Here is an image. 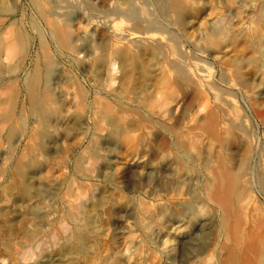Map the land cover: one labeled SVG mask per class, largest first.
<instances>
[{
	"label": "rangeland",
	"instance_id": "rangeland-1",
	"mask_svg": "<svg viewBox=\"0 0 264 264\" xmlns=\"http://www.w3.org/2000/svg\"><path fill=\"white\" fill-rule=\"evenodd\" d=\"M169 2L175 13V31L178 38L180 37L179 41L183 50L188 55L190 54L192 61L198 62L199 57L189 42L198 32L203 34L204 43L208 51L215 54L212 57L213 59L203 57L202 64L210 69L214 82L218 86L222 84L218 66L230 65L233 71V79L237 84V90L233 92L232 98L236 103L239 115L246 121L251 134V145L247 144L233 130L223 135L216 125L220 119V112L218 109L216 110L209 94L203 88L195 85L194 79L188 73L178 78L167 79V74L161 66V58L157 55L150 56L148 50H140L138 54H133L124 49L119 50L125 67H128L131 62H139V59L142 58L141 55L143 57L149 55L154 65L153 69H155H152V72L150 70L148 78L146 75L142 77L147 79V83H144L143 79L138 80L141 84L139 87L141 89L145 87V90L139 93V98L135 99V103L131 107L123 106V97L127 95L129 84L133 81L130 68L125 69L121 84L115 87V90L111 93L103 91L100 87L98 89V87L92 86L89 82V77L82 74L83 65L79 60L66 54L65 40L58 35L59 30L66 28L68 35L71 38H75L82 16L79 12H73L70 17H67L69 20L66 21V27H60L57 24L49 26L48 22L50 20L46 19L48 22L45 21L47 15L40 0H8L9 6L0 4V38L4 34L6 37L10 36V33H14L23 45H21L22 49L17 54L13 64L10 66H2L0 64V103H6L4 105L5 116L3 115L1 118L4 131L1 133L0 143L11 145L8 155H12L13 160L16 162L24 151L30 150V146L31 150H28L27 153L36 148L39 149V132H41L40 128L43 123L46 122L44 124L46 126L47 123L54 124L57 120H59L58 123L64 122V126L62 124L59 129L52 131L51 135L50 133L47 134L46 137L48 140L54 141L57 151L40 159L34 158L37 174L33 185L35 187L43 184L46 187H53L56 184H61L62 189L60 187L58 209L65 218H69L68 212L64 210L63 204H61V196L68 190V183L72 179L77 183H84V180L79 175L80 173L77 172H80V162L84 150L89 149L99 152L91 141V132H93L99 120H106L111 125L112 138L118 137L119 159L130 152H136L140 144L145 142L149 145L151 152L149 156L151 155L152 159H156L163 151L173 148L174 154L178 156L174 159L180 167L179 172L172 176L176 184L179 177L186 171H188V178H192L193 173L197 172V168L202 165L203 160L208 159L210 161L215 155L213 149L202 146L195 137V141L190 139L194 134L184 137L185 131H189V129V132L192 130H194L193 132L197 131L196 133L201 132L211 138L215 144H221L231 150L226 158L219 157L218 162H221L217 166L220 167V175L214 181L217 184L213 183L211 186L213 190L211 194H216L217 191L222 200L221 204L224 201H226L224 204H227L226 208H224L225 210L222 209L225 205L223 204V207L222 205L218 206V203L216 204L217 207L212 208L217 216L215 218L217 223L213 222L212 230L215 250L218 253L215 263L262 264L260 252L262 244H264V194L258 187L257 174L259 167L263 163L262 161H264V157H262L264 155V95L258 96L249 76H251L250 72H254V61L259 59L256 54L257 44L264 43V0H259V3L255 1L257 5L250 0H170ZM246 7L250 13H247ZM241 20H243V23L251 25V31L248 32L250 36L248 33H241V31L231 29V24H236ZM102 31L98 29L95 34L101 36V34L103 35ZM229 41L231 47L228 53L225 54L220 49L222 45ZM139 55L140 57H138ZM95 64L98 66H94ZM99 64L100 62L91 60L89 66L87 65L85 69L86 71L88 70L89 74L94 73L99 76ZM143 67L141 75L144 71H148L147 67ZM48 73L55 74L54 76L62 73V79L65 84L67 83L66 86L72 87L75 95L77 94L75 107L69 108L68 100L58 99L57 94L54 93L53 95V92H50L51 84L50 82L47 84L44 80V76ZM261 74H264V69ZM261 78H264V75H261ZM35 80L37 81L35 82ZM50 93H52V96ZM155 93H157V96ZM154 95L157 98L153 99ZM36 96L38 101L35 99ZM48 98L50 99L48 100ZM34 105H37V107ZM34 108L37 109L38 113L40 111L41 114H39L42 117L41 126L39 125L37 129L32 128L30 125L31 113ZM121 110L127 111L126 117L121 115ZM188 116L194 118H186ZM184 119L192 120L190 121L192 123L190 124L189 122L185 126L187 120L183 122ZM80 123L84 124V134L82 133L75 137L73 136V130ZM183 124L184 127L182 128ZM145 128L148 131L151 130L150 133L152 134H148ZM125 131L127 132L125 133ZM182 132L184 133L182 134ZM21 134L22 136H19ZM42 141H44V138ZM99 154H102V152ZM8 155L0 154V162L2 163L4 159H8ZM101 156L103 161H105L104 153ZM225 162H227L226 166ZM1 163L0 172L6 167L3 164L1 165ZM245 170L249 173L250 192H252L251 204L254 202L255 205L248 206L247 209L243 210L239 201L246 195V190L238 181V177ZM10 174H7L5 182L0 183V205L4 201L2 199L3 196L14 192L12 190H15L17 186L16 181ZM131 175L135 179L136 173L134 171H132ZM5 186L7 188H4ZM102 191H99L95 201L88 203L84 209L85 220L98 221L99 230L106 227L107 219H102L100 216L97 219V216L95 217L93 214V209L100 203ZM113 201V207L116 209L126 201L132 202L136 214L144 212L147 208L145 202L135 192L118 193ZM6 217L7 213L0 209V225L7 220ZM139 224L137 219L133 220L130 225L126 223L120 224L121 226L119 225L114 231L117 234H115V237L112 232L104 233V231L100 235L94 233L95 236L93 233L86 232L84 225L73 223V240L61 244L55 251L61 253L73 251V248L77 245L86 243L85 251L80 255L81 257H78V264H163L160 247L155 246L149 237L150 230H143ZM19 228L20 225L18 224L14 225V228H10V231L8 228H2L4 231H2L3 235L0 236V252L3 251L8 255L12 254L9 240L12 236L19 233ZM143 249L147 250L145 255H141V250ZM51 252L53 253L54 251L49 250L43 256H48ZM197 264H206V262L204 259H200Z\"/></svg>",
	"mask_w": 264,
	"mask_h": 264
},
{
	"label": "bare ground",
	"instance_id": "bare-ground-1",
	"mask_svg": "<svg viewBox=\"0 0 264 264\" xmlns=\"http://www.w3.org/2000/svg\"><path fill=\"white\" fill-rule=\"evenodd\" d=\"M169 1L170 0H40L47 15L45 21L46 19L50 20L49 22L46 21L49 26L57 24L60 25V27H66V21L69 20L67 17H70L73 12H79L82 16L75 38H71L68 35L66 28L64 30L58 29V35L65 40L66 54L79 60L83 65L82 74L89 77V82L92 86L98 87V89L100 87L103 91L111 93L115 90V87L121 84L125 69L130 68L133 81L130 80L129 91L128 93L126 92L127 95L123 97V106L131 107L133 103H135V99L139 98V93L145 90V87L142 89L139 87L141 84L138 80L143 79L142 77L145 75L148 78L150 70L152 72L154 65L149 55L146 57L141 55L142 58L139 59V62H131L128 67H125L119 50L124 49L133 54H138L140 50L143 49L148 50L150 56L157 55L161 58V66L167 74V79L172 77L178 78L188 73L194 79L195 85L199 86V88H203V90L209 94L216 110L218 109L220 112V119L216 125L223 135L233 130L237 132L247 144L251 145V134L246 121L239 115L236 103L232 98L233 92L237 90V84L233 79V71L230 65L218 66V72L222 83L218 86L214 82L210 69L202 64L203 57L212 58L215 54L214 52L208 51L204 43L205 38L203 39V34L198 32L192 37L190 42L188 41L199 57V60L197 59L198 62L192 61L193 59L190 54L188 55L183 50L182 44L179 41L180 37L178 38L175 31V13ZM250 1L258 2L259 0ZM7 2L8 0H0V4L8 5ZM255 4L257 5L256 2ZM246 11H248L247 7ZM247 13L250 12L248 11ZM242 21L243 20L236 24L230 23L231 29L241 31V33L250 32L251 25L249 23H243ZM98 29L103 30V35L97 36L95 34ZM13 34L10 33V36L6 37L4 34V36L1 37L2 39L0 38V64L2 66H10L13 64L17 54H19L22 49L23 45L20 43V39L16 34ZM230 47L231 43L229 41L222 45L220 50L227 54ZM256 54L259 59L254 61V72H250L251 76H249V79L254 84L253 87L256 89L258 96L261 97L264 95V78H261V75H264L261 74V71L264 69V43L257 44ZM138 57H140V55ZM91 60L93 62L94 60L100 62L99 76L94 73L89 74L87 72L88 70L86 71L85 67H87V65L89 66ZM91 65H93V63H91ZM94 66L98 65L95 64ZM143 66L147 67L148 71H144L141 75L140 73ZM61 74L54 76L55 74L48 73L44 76V80L47 84L50 82V92H53V95L55 93L58 99L68 100L69 108H73L77 102V94L75 95L72 87L66 86L67 83H64ZM143 80L144 83L148 82L147 79ZM36 81L37 80H35V82ZM50 94L52 96V93ZM155 95L157 96V93H155ZM155 95L153 99L157 98ZM35 99L38 101L37 96ZM49 99L50 98H48V100ZM5 104L6 103H0V136L4 131L1 118L5 113ZM34 106L37 107V105ZM126 107L125 109L127 110ZM32 113L30 125L32 128L37 129L39 125L41 126V113L39 111V114L36 108H34ZM121 115L126 117L127 111L121 110ZM186 118L192 119L194 117L188 116ZM186 120L187 119H184L183 122H186ZM58 121L59 120L55 121L54 124L47 123L46 126H44L46 122L43 123L40 128L41 132H39V142L37 141L39 149L35 146L36 149L29 153H27L29 149L26 152L24 151V153L20 151L22 155L19 156V160L16 162L13 160L14 158L12 155H8L11 145L8 146L0 143V154L8 155V159L6 158L2 163L0 162L1 165L3 164L6 166L4 170L0 172V183L5 182L7 174L11 173L10 175L17 184L15 190L11 189L14 192H10L4 196L2 195L4 201L1 202L0 209L7 213V220L4 219L5 222L0 225V236L3 235L2 231L4 230H2V228H8L9 230L10 228H14V225H20L19 233L12 236L9 240L12 254L8 255L1 251L0 264H78V257L85 251L87 246L86 243H81L79 246L77 245L73 248V251L63 253L55 251L61 244L73 240V223L84 225V230L90 234L95 233L100 235L104 231V233L112 232V235L115 236L116 233H114V231H116L120 224L126 223L130 225L135 219L139 221V225H141L143 230H150L149 237L155 246L160 247L163 264H197L200 259H204L206 264H216L215 260L218 253L215 250L212 230L213 222H216L215 218L217 216L212 208L217 207V203L218 206L222 205L223 207L226 201L223 202L224 205L221 204L222 200L220 199L219 193L216 191V194H211V192H213L211 186L213 183H216L214 181L220 175V167L217 166V164L221 162H218L219 157L226 158L231 151L230 148L223 147L221 144H215L211 138L203 135L201 132L196 133L197 131L193 132L194 130L192 129L191 132H189L190 129L189 131L186 130L185 133L182 132V134L184 133V137L194 134L189 138L194 141L195 138L196 140L198 139L202 146L213 149L214 151H211L215 152V155L210 161L208 159L203 160L202 165L197 168V172H194V175L192 174V178H188V171H186V173H183L179 177L178 183L176 184L172 176L179 172L180 167L174 159L177 155L174 154L173 148L165 152L163 151L156 159H152L150 157L151 155L149 156L151 153L149 145L145 142L140 144V146L138 145L139 148L136 152H130L119 159L118 137L112 138L111 125H109L106 120H99L95 129H92L93 132L90 131L92 133L91 141L99 152H94V150L92 151L89 149L84 150L80 162V172H77L80 173L79 175L81 179L84 180V183H77L72 179L70 183H68V190L66 191L64 189L66 192L61 196V204H63L64 210H66L69 215V218H65L58 209V196L62 189V185L56 184L53 187H46L43 184H39L35 187L33 185L37 174L34 158L40 159L43 156L53 154L57 151L54 141H51V139L48 140L46 137L47 134L50 133L51 135L52 131H56L64 123L62 120L60 123H58ZM190 121L192 120H187L185 126L189 124ZM191 123L192 122H190V124ZM183 127L184 124L182 128ZM84 129V124H78L73 130V136L76 137L81 135L85 131ZM146 130L148 134L151 131H148V129ZM128 131L130 130L128 129ZM126 132L127 131H125V133ZM19 136H22V134ZM43 138L44 141H42ZM100 152H102V154L104 153L105 161H103L102 154H99ZM262 157H264V155H262ZM262 162L257 174V184L264 194V161ZM226 163L227 162H225V166ZM132 171L136 173L135 179L131 175ZM238 181L246 190V195L244 194V198L239 201L240 207L245 210L248 206L250 207L254 204V202L251 204L252 192H250L248 171L245 170L238 177ZM213 187L215 186L213 185ZM4 188H7V186ZM101 190H103L102 199L99 204L97 203L98 206L93 209V214L95 217L97 216V219L98 216L102 219H107V224L105 228L101 227L102 229L99 230L97 225L98 221L85 220L84 209L88 203L95 201L97 194ZM125 192H135L147 205L146 210L136 214L134 206L130 201L124 202L118 209L114 208L113 200H115L116 195H118V193L125 194ZM223 197L225 198V196ZM226 205L221 208L225 210L224 208H226ZM262 245L260 261L264 264V244ZM49 250L54 252L44 257L43 255ZM146 251L147 250L144 249L141 250V255H145Z\"/></svg>",
	"mask_w": 264,
	"mask_h": 264
}]
</instances>
